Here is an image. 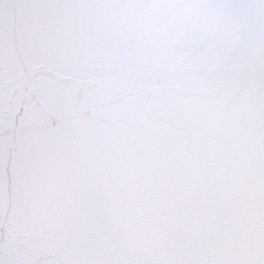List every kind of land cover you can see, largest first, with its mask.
<instances>
[{
  "label": "snow or ice",
  "instance_id": "6c2138e0",
  "mask_svg": "<svg viewBox=\"0 0 264 264\" xmlns=\"http://www.w3.org/2000/svg\"><path fill=\"white\" fill-rule=\"evenodd\" d=\"M0 264H264V0H0Z\"/></svg>",
  "mask_w": 264,
  "mask_h": 264
}]
</instances>
